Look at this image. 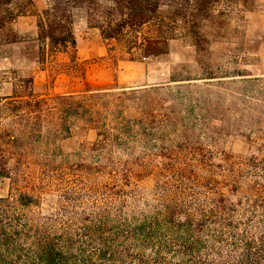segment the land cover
<instances>
[{
  "label": "rangeland",
  "instance_id": "374dc122",
  "mask_svg": "<svg viewBox=\"0 0 264 264\" xmlns=\"http://www.w3.org/2000/svg\"><path fill=\"white\" fill-rule=\"evenodd\" d=\"M50 6L0 0V216L9 206L80 225L253 192L264 175V0L215 5L199 50L157 18L106 40L83 7L52 42Z\"/></svg>",
  "mask_w": 264,
  "mask_h": 264
},
{
  "label": "trees",
  "instance_id": "16d2710c",
  "mask_svg": "<svg viewBox=\"0 0 264 264\" xmlns=\"http://www.w3.org/2000/svg\"><path fill=\"white\" fill-rule=\"evenodd\" d=\"M221 1L106 0L102 7L99 0H52L42 27L53 42L56 30H69L68 9L83 7L106 40L157 18V30L175 25L199 50L204 36L197 30ZM66 35L58 41L76 43ZM254 182L253 192L235 202H222L224 195L217 194V207L172 205L130 216L120 210L114 219L106 212L103 220L80 225L59 223L51 215L34 222L5 206L9 214L0 216V264H264V175L255 174ZM33 201L23 195L18 203L28 208Z\"/></svg>",
  "mask_w": 264,
  "mask_h": 264
}]
</instances>
